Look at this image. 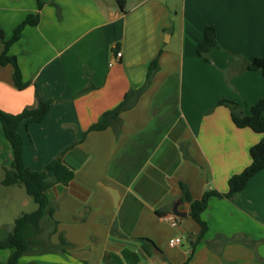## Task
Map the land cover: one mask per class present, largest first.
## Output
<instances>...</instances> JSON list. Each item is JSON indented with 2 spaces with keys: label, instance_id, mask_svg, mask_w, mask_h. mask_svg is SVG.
<instances>
[{
  "label": "crops",
  "instance_id": "0c3cea01",
  "mask_svg": "<svg viewBox=\"0 0 264 264\" xmlns=\"http://www.w3.org/2000/svg\"><path fill=\"white\" fill-rule=\"evenodd\" d=\"M40 1L39 7L37 0H0L5 39L27 14L39 17L8 48L27 85L17 88L12 64H0V109L34 106L36 93L52 100L41 121L22 123L18 131L29 168L42 170L61 155L72 171L67 183L53 182L45 195L57 221L49 241L57 244L62 232L73 246L65 253L29 252L20 263L264 264V168L237 195L209 198L201 212L207 230L196 243L200 227L179 186L188 185L193 199L206 189L225 193L229 177L250 163L249 147L261 134L237 127L217 101H234L247 114L264 97L260 70L230 69L234 55L251 60L264 54V0H123L121 8L117 0ZM206 26L215 29L219 47L200 55ZM157 54L158 70L120 112L117 131L90 129L143 84ZM11 160L0 123L3 236L18 215L37 206L33 200L26 208L23 185L1 183ZM46 178L52 181V173ZM178 199L186 215L171 226L162 216ZM114 224L122 236L110 233ZM179 234L181 242L170 245ZM9 253L0 249V264Z\"/></svg>",
  "mask_w": 264,
  "mask_h": 264
},
{
  "label": "trees",
  "instance_id": "16d2710c",
  "mask_svg": "<svg viewBox=\"0 0 264 264\" xmlns=\"http://www.w3.org/2000/svg\"><path fill=\"white\" fill-rule=\"evenodd\" d=\"M120 8L123 0H117ZM38 6L41 1L37 0ZM39 20L38 14H27L13 29L12 35L4 38L3 31L0 29V42L2 50L0 52V64L10 63L13 66V80L17 88L21 89L27 85L22 80L20 68L14 55L8 53L9 46L20 38L22 29L26 25H35ZM211 47H219L216 40V32L212 26H206L202 41L197 46V53L203 55ZM159 54V53H158ZM156 55L147 66L145 80L143 84L124 95L123 100L113 109L101 114L98 121L90 126V129H102L111 125L117 131L120 124L119 114L122 110L130 107L149 85L151 78L159 68L158 56ZM207 59V58H206ZM232 71L260 70L264 78V54L255 56L251 60L243 59L241 56L234 55L230 66ZM52 100L44 98L38 93L35 95V105L23 108L20 112L9 113L0 109V123L4 136L9 141L12 149V160L8 166L4 167V174L1 179L3 185H23L26 193L32 197L37 206L34 210L23 212L14 219L10 232L0 238V249L9 248L10 253L7 257V264H21L20 257L29 253L60 252L65 253L67 248L72 247L62 232L58 234V243L53 244L49 241V236L56 231L57 221L53 218L54 206L45 195V190L53 182L67 183L72 178V171L62 163L61 155L52 158L42 170H32L25 165L22 157L23 139L18 131V126L24 124L25 128L32 122L41 121L48 112ZM218 105H225L230 109L232 122L237 127H248L260 133L261 138L258 142L249 147L250 163L240 172L231 175L228 179V190L221 193L215 189H206L199 199H193L189 192V187L180 181V198L189 203V216L198 223L200 229L194 243L199 241L207 230V223L201 217V212L205 209L207 202L212 196L231 198L237 195L246 185L248 179L256 172L264 168V97L259 98L249 107V113H244L239 109L237 103L228 99H219ZM47 172H51L53 180L46 178ZM46 231V237L41 234ZM112 235L122 236L116 225L110 229ZM154 247L148 238H139ZM28 264H36L30 262Z\"/></svg>",
  "mask_w": 264,
  "mask_h": 264
},
{
  "label": "built area",
  "instance_id": "2783aa9c",
  "mask_svg": "<svg viewBox=\"0 0 264 264\" xmlns=\"http://www.w3.org/2000/svg\"><path fill=\"white\" fill-rule=\"evenodd\" d=\"M121 53L120 52H117V55L119 56ZM162 218L164 220H166L171 226H177L178 224V219L177 217L172 214V213H168V214H165L162 216ZM182 240V235L179 234V235H176V236H173L171 237L169 240H168V243L170 245H177L181 242Z\"/></svg>",
  "mask_w": 264,
  "mask_h": 264
},
{
  "label": "water",
  "instance_id": "95a60500",
  "mask_svg": "<svg viewBox=\"0 0 264 264\" xmlns=\"http://www.w3.org/2000/svg\"><path fill=\"white\" fill-rule=\"evenodd\" d=\"M181 203V199H178L175 203H174V205H173V207H172V214H174L175 216H178V217H180V216H185L186 215V213L185 212H180L179 210H178V205ZM155 252L159 255V256H164V253L160 250V249H158V248H156L155 249Z\"/></svg>",
  "mask_w": 264,
  "mask_h": 264
},
{
  "label": "rangeland",
  "instance_id": "374dc122",
  "mask_svg": "<svg viewBox=\"0 0 264 264\" xmlns=\"http://www.w3.org/2000/svg\"><path fill=\"white\" fill-rule=\"evenodd\" d=\"M22 193H24V195L28 198V201H29V205L26 207V208H33L34 206H35V202L33 201V199L30 197V196H28L27 194H26V192H25V190L23 189L22 190ZM12 224V223H11ZM44 234H46V232H44ZM3 235H4V233H3V231L1 232L0 231V236H2L3 237ZM1 238V237H0ZM24 256V255H23ZM24 258V257H23Z\"/></svg>",
  "mask_w": 264,
  "mask_h": 264
}]
</instances>
